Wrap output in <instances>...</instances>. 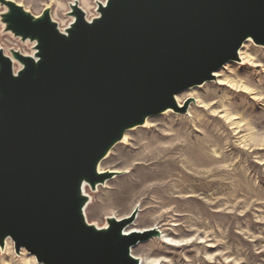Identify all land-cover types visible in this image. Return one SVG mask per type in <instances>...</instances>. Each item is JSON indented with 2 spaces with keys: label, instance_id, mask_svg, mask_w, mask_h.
Wrapping results in <instances>:
<instances>
[{
  "label": "water",
  "instance_id": "water-1",
  "mask_svg": "<svg viewBox=\"0 0 264 264\" xmlns=\"http://www.w3.org/2000/svg\"><path fill=\"white\" fill-rule=\"evenodd\" d=\"M4 31L36 42L35 56L0 48V245L14 241L44 264H140L126 235L131 216L86 219L92 190L112 178L98 166L130 128L171 108L176 95L213 79L251 38L264 46V0H106L89 21L76 0L61 31L46 8L14 0ZM91 224V225H90Z\"/></svg>",
  "mask_w": 264,
  "mask_h": 264
},
{
  "label": "rangeland",
  "instance_id": "rangeland-1",
  "mask_svg": "<svg viewBox=\"0 0 264 264\" xmlns=\"http://www.w3.org/2000/svg\"><path fill=\"white\" fill-rule=\"evenodd\" d=\"M15 1L34 15L49 8L62 28L71 22L74 0ZM77 1L91 18L96 1L106 0ZM5 10L0 3V15ZM34 47L5 32L0 17L4 53ZM249 55L224 65L206 86L181 92L183 104L194 100L186 112L155 117L151 128L129 132L128 144L116 146L102 163L104 171L119 173L98 190L88 188L90 223L102 226L139 207L130 226L142 233L157 229L133 248L141 264H264V46L250 41ZM177 144L183 146L175 151L176 167L148 168L149 148ZM193 157L206 163L195 166ZM188 194L198 201L185 199ZM10 241L0 247V264H43L26 249L16 252Z\"/></svg>",
  "mask_w": 264,
  "mask_h": 264
},
{
  "label": "bare ground",
  "instance_id": "bare-ground-1",
  "mask_svg": "<svg viewBox=\"0 0 264 264\" xmlns=\"http://www.w3.org/2000/svg\"><path fill=\"white\" fill-rule=\"evenodd\" d=\"M15 1V0H14ZM75 1L76 0H74L73 2H72V4H74L75 3ZM101 2V1H100ZM105 2L106 1H104V2H102V3H104L105 4ZM18 3V2H17ZM18 4H20V3H18ZM20 5H22V4H20ZM79 6L81 7V5H80V2H79ZM47 7H49V6H47ZM5 8H6V10H7V7L5 6ZM82 8V7H81ZM83 9V8H82ZM5 10V11H6ZM84 10V9H83ZM84 12H85V15H86V18L89 20V21H91L93 18H95V17H97L98 15H99V12H98V1H96V9H95V13H96V15L95 16H93V17H91V18H89L88 16H87V13H86V11L84 10ZM40 15V14H39ZM53 17V16H52ZM74 21V17H72L71 16V22H69L64 28H62L60 25H59V29L61 30V31H65V29H67L69 26H70V24L72 23ZM2 26L4 27V24L2 23ZM9 33H11V32H9ZM27 41H29V40H27ZM250 41H252V43L254 44V45H256V46H258L259 44H256L251 38H249L248 40H246L245 42H244V44L242 45V47L239 49V52H238V55H239V59L238 60H235V61H237V62H241V58L242 59H246V58H248L250 55H249V46H250ZM24 42V41H23ZM35 43L36 42H33V44L35 45ZM35 53H36V50H34V48H33V50L30 52V53H22L23 55H26V56H32V57H34L35 56ZM8 56H10L11 58H12V60H13V64H14V71L15 72H17V70L18 69H20L21 67H22V64L19 62V61H17V60H15L13 57H12V55H11V53H9V54H7ZM231 62H234L233 60H229V61H227L224 65H229ZM18 66V67H17ZM223 67V66H222ZM221 67V68H222ZM220 69V68H219ZM218 69V70H219ZM218 70H216V71H218ZM214 72L215 73V75H218L219 73L218 72ZM214 73H213V79L215 78V75H214ZM210 81H212V80H208V81H206L205 83H203V84H201V85H195V86H192V87H190V88H187V89H185V90H183V91H190V90H194L195 88H197V87H201L202 85H204V86H206V84H207V82H210ZM183 91H181V92H183ZM181 92H179L177 95H176V101H177V103H178V106L179 107H184V105H185V103H186V101L184 102V104H183V99L181 98ZM183 104V106H181ZM173 112L175 113H179V111H176V110H174V109H171V108H169V109H167V110H165L164 112H162V113H160V114H158V115H153V116H150V117H148L147 119H146V121H145V123L143 124V125H140V126H135V127H133V128H130V129H128L127 131H126V133L124 134V137H123V139L121 140V141H119L111 150H110V152L106 155V157L100 162V164H99V166H98V172L99 173H107V172H110V173H112V174H117V173H119V172H116V169H114V171L115 172H112V170H109V171H104V168H103V166H102V163L108 158V156L110 155V153H111V151L117 146V147H119L120 148V145H127L128 144V142H129V140H130V136H129V132H131V131H133V130H135V129H138V128H145V129H149V128H151L152 126H154V124H153V119L155 118V117H158V116H163V115H171V114H173ZM182 146L183 145H175V146H158L156 149L155 148H149V152H148V154H147V157L146 158H148V159H150V160H153V162L148 166V168H150V169H168V168H173V167H176L177 166V158L174 156L175 155V151H177V150H180L181 148H182ZM197 149H195V148H193V149H191L190 150V152L191 153H194L195 151H196ZM117 151V150H116ZM122 151V150H121ZM185 153V152H184ZM184 153H182V155L184 154ZM195 157V156H194ZM193 157V159L195 160V161H197V162H195V166H197L198 164L200 165H202V164H204V163H206V160H204V159H199V160H196V158H194ZM210 159H211V157H209ZM215 160V159H214ZM110 161V160H109ZM187 161L189 162V161H191L190 159H187ZM108 163V162H107ZM161 173V172H160ZM159 174V173H158ZM162 174H164V171L162 172ZM167 175V174H166ZM186 175V174H185ZM154 176V175H153ZM165 176V175H164ZM188 176V175H187ZM112 178H108L104 183H101V184H98L97 186H96V189L98 190V188H99V186H103L104 184H106L108 181H110ZM212 183H209L208 185H207V187L206 188H209L210 187V185H211ZM88 188H91L90 186H89V184H87V183H84V186H83V192H84V194L88 197V201H87V204H86V206H85V208H84V213H85V215H86V219H87V214H86V211H87V208H88V206L91 204V202H92V196L90 195V194H88ZM197 188V187H196ZM92 190V189H91ZM92 191H94V190H92ZM204 191H205V189H204ZM172 199L174 200V201H180L181 200V196H178V197H172ZM185 199H194V200H196V201H198V199H196V196L195 195H193V194H188V195H186V197H185ZM136 208H138L139 209V207H136ZM132 214V213H131ZM131 214L129 215V216H127V217H124V218H122V219H126V218H129L130 216H131ZM111 217H115V216H111ZM111 217H108V218H111ZM107 218V219H108ZM116 218V217H115ZM116 219H118V218H116ZM122 219H118L119 221L120 220H122ZM88 220V219H87ZM89 222V221H88ZM90 223V222H89ZM92 224V223H91ZM90 224V225H91ZM96 227H98L99 229H102V228H107L108 227V222H106L104 225H102V226H100V225H98V224H96V223H93ZM132 223H129L126 227H125V229H124V233L126 234V235H130V234H132V233H137V231H140V230H138V229H135L134 227H132V226H130ZM129 226V227H128ZM152 230H157V229H153V228H151V230H147V231H152ZM147 231H144V232H147ZM143 232V233H144ZM138 233H142V232H138ZM167 238H168V236H166ZM10 240H12L10 237L9 238H7L6 240H5V242H4V245L6 244L7 246H10L11 245V241ZM170 240V242H174L175 244L176 243H179L178 241H176V240H174V239H169ZM13 241V240H12ZM141 242H143L142 240L141 241H139L137 244H135V245H133L132 247H131V252H132V254H134L133 253V248H135L139 243H141ZM13 243H14V241H13ZM0 247H1V245H0ZM2 249H3V246H2ZM24 249V248H23ZM29 252V251H28ZM136 257V256H135ZM137 259H139L140 260V264H141V259L139 258V257H136ZM37 260V259H36ZM150 261V260H149ZM37 262H39L38 260H37ZM40 263H42V262H40ZM44 264V263H43ZM143 264H144V262H143Z\"/></svg>",
  "mask_w": 264,
  "mask_h": 264
},
{
  "label": "snow or ice",
  "instance_id": "snow-or-ice-1",
  "mask_svg": "<svg viewBox=\"0 0 264 264\" xmlns=\"http://www.w3.org/2000/svg\"><path fill=\"white\" fill-rule=\"evenodd\" d=\"M245 91H247V89ZM261 99H264V98H261Z\"/></svg>",
  "mask_w": 264,
  "mask_h": 264
}]
</instances>
